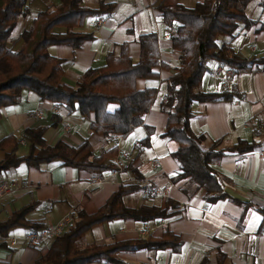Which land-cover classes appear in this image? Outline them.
<instances>
[{
  "label": "crops",
  "instance_id": "obj_1",
  "mask_svg": "<svg viewBox=\"0 0 264 264\" xmlns=\"http://www.w3.org/2000/svg\"><path fill=\"white\" fill-rule=\"evenodd\" d=\"M159 1L81 0L83 7L91 9L97 8L100 2L113 3L114 7L109 16L86 17L74 29L92 36L79 48L47 47L50 56L62 61L59 84L73 88L85 70L102 66L108 54L117 56L122 44L126 45L129 59L136 62L138 38L146 33L154 34L159 61L167 67L154 68L155 78L135 79L137 91L154 89L155 96L142 124L125 138L93 134L89 130L92 115L80 117L76 111L41 101L26 90H21L17 104L0 108V139L11 136L16 142L15 146L0 150V160L11 151L17 156L26 154L23 130L30 127H43V140L49 146L62 142L74 147L86 141L92 156L102 155L112 147L116 148V155L119 152L125 155L123 159L115 155L112 162L118 169L102 174L58 166L55 162L41 164L38 168L21 164L0 172V179L14 181L9 193L0 197V221L34 202L35 207L26 219L40 223L44 228L58 224L64 217L71 224L73 210L92 214L120 186L135 185L140 190L123 196L124 206L163 208L165 200H169L174 204L173 216L154 223L111 220L92 226L83 234L80 245L109 244L146 236L159 238L166 230L181 242L177 253L163 250L118 252L120 264H264V216L256 210L264 208V72L238 73L221 66L220 75L214 77L212 71L217 62H205L199 83L201 92L237 91L241 97L193 103V115L189 120L191 132L202 138L204 150L218 151L237 141L257 145L243 155L224 154L211 165L221 178L223 189L231 190L246 202L228 197L206 203L203 191L185 196L180 189L186 186V179H171L177 173V165L170 156L176 145L162 137L166 114L160 105L165 101L166 81L176 73L179 53L170 43L175 25L162 21L156 9ZM181 1L178 0L179 4ZM188 1L190 4L195 2ZM59 3L60 0H29L25 14L18 22V33L13 36L26 30L38 13L52 10ZM245 15L252 24L247 29L240 25L233 37H224L218 43L228 44L234 52L245 57L260 58L264 56V9L250 2ZM20 44L17 40L8 47L16 51ZM251 46L255 50L253 54L248 50ZM228 70L230 78L223 80L222 76ZM35 112H40L41 116L36 117ZM148 129H151L150 133ZM146 137L147 143L140 145ZM19 141L24 144L20 145ZM28 233L21 228L8 233L16 239V244L0 243V264H32L45 255L54 237H44L30 244L24 241Z\"/></svg>",
  "mask_w": 264,
  "mask_h": 264
},
{
  "label": "trees",
  "instance_id": "obj_2",
  "mask_svg": "<svg viewBox=\"0 0 264 264\" xmlns=\"http://www.w3.org/2000/svg\"><path fill=\"white\" fill-rule=\"evenodd\" d=\"M28 1L0 0V108L17 104L21 90H26L41 101L76 111L80 117L92 115L89 130L93 134L125 138L142 124L155 96L154 89L137 91L135 79L155 78L154 68L167 67L159 61L154 34L146 33L138 38L136 62L129 59L126 45L122 44L117 56L108 54L102 66L85 70L76 85L69 88L59 84L62 61L50 56L47 47L79 48L83 41L92 36L74 29L86 17L109 16L114 4L100 2L97 8L91 9L83 7L81 0H60L54 9L38 13L29 27L18 36H11L15 19L25 14ZM251 1H256L264 9V0H202L190 8L182 6L178 0H160L156 5L162 21L175 25L170 43L171 48L179 53L176 73L166 81L165 101L160 105L166 114L162 137L176 145L170 156L177 165V173L171 179H186V186L180 189L181 192L190 197L195 192L203 191L206 203L228 198L222 192L221 178L211 165L224 154L243 155L257 145L255 142L237 141L218 151L204 150L201 147L202 138L195 136L189 128L193 103L241 97L237 91L204 93L199 90L206 61H216L238 73L264 72V56L245 57L234 52L228 44L217 42L219 37H233L240 25L247 29L252 24L245 15V8ZM56 28L59 31H55ZM17 40L21 41L20 47L11 51L8 46ZM44 131L43 127L24 129L26 154L17 156L12 151L5 154L0 160V172L21 164L38 168L50 162L95 174L118 169L112 162L116 155L115 147L102 155L92 156L86 141L74 147L62 142L46 145ZM147 131L150 133L151 129ZM146 143L147 137L139 142L140 145ZM15 145L11 136L0 139V150ZM139 190L135 185L120 186L94 213L73 210L71 224L54 237L45 255L32 264H120L116 256L118 252L163 250L177 253L181 242L166 230L159 238L146 236L109 244L80 245L83 234L92 226L111 220L154 223L173 216L174 204L169 200H165L163 208L124 206L123 196ZM34 207V202L28 203L0 221V236H8L15 228L29 232L42 230V224L26 219ZM256 210L264 216V208Z\"/></svg>",
  "mask_w": 264,
  "mask_h": 264
},
{
  "label": "built area",
  "instance_id": "obj_3",
  "mask_svg": "<svg viewBox=\"0 0 264 264\" xmlns=\"http://www.w3.org/2000/svg\"><path fill=\"white\" fill-rule=\"evenodd\" d=\"M172 33L173 32H171V34ZM248 50L251 54H253L255 52L254 47H252V46L249 47ZM221 66H224V65L217 62L216 68H214V70L212 71V74L214 77H218L220 75ZM226 73L227 74H224L222 76L223 80H229V78H230V71L228 70ZM34 115L36 117H40L41 113L35 112ZM19 144L23 145L24 142L19 141ZM116 157L123 159V158H125V155L122 152H119L116 155ZM13 185H14V181L10 178L0 179V197L9 193V191L11 190ZM69 223H70L69 219L67 217H64L58 224H56L52 227H46V228H43L42 230H38L36 232H29L27 235H25L24 241H26L27 243L33 244V243L40 241L44 237H56L63 230H65V228L69 225ZM0 243L7 244L9 246H14L16 244V239L11 238L9 236H6V237L0 236Z\"/></svg>",
  "mask_w": 264,
  "mask_h": 264
},
{
  "label": "rangeland",
  "instance_id": "obj_4",
  "mask_svg": "<svg viewBox=\"0 0 264 264\" xmlns=\"http://www.w3.org/2000/svg\"><path fill=\"white\" fill-rule=\"evenodd\" d=\"M190 1H192V0H190ZM193 1H195L194 3H197L199 0H193ZM190 3H191V2H189L188 0H182V1H181V4H182V5H188V6H187L188 8L194 6V3H193V2H192V4H190ZM251 4H257V3H256V1H251ZM20 17H22V16H19V17H17V18L15 19V25H14V27H13V28L11 29V31H10L11 36H13V35H15V34L18 33L17 30H18V22H19V20H20ZM223 39H224V37H219V38L217 39V42H219L220 40H223ZM18 151H20V149H19Z\"/></svg>",
  "mask_w": 264,
  "mask_h": 264
},
{
  "label": "water",
  "instance_id": "obj_5",
  "mask_svg": "<svg viewBox=\"0 0 264 264\" xmlns=\"http://www.w3.org/2000/svg\"><path fill=\"white\" fill-rule=\"evenodd\" d=\"M224 194H226L228 197L236 200V201H240V202H246L247 200H245L244 198H242L241 196H239L238 194L232 192L229 189H223L222 191Z\"/></svg>",
  "mask_w": 264,
  "mask_h": 264
}]
</instances>
